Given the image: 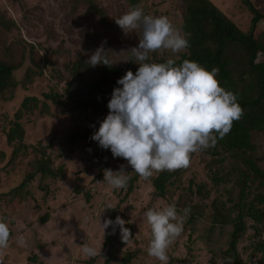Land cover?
<instances>
[{
    "label": "rangeland",
    "instance_id": "obj_1",
    "mask_svg": "<svg viewBox=\"0 0 264 264\" xmlns=\"http://www.w3.org/2000/svg\"><path fill=\"white\" fill-rule=\"evenodd\" d=\"M210 1L232 21L248 30L251 14L242 0ZM98 2L110 16L116 18L128 9L124 0ZM141 2L146 8L167 16L176 28H180L179 0ZM249 3L264 15V0H249ZM74 4L75 0H0V51L3 58H15L22 52L27 54L29 47L34 46L41 55V62L47 60L49 63L41 77L34 78L33 83L26 85L25 89L20 86L16 88L13 101L0 102V192L8 191L28 176L40 161L42 149L46 152L47 170L50 171L44 176L37 171L34 178L26 182L21 190V197L25 201L21 200L19 204L13 202L8 207L0 205V217L7 219L11 233L10 247L4 255H0V264H103L107 257L103 241L110 226L103 233L99 219L102 224L111 217L112 210L115 211V219L120 216L126 221L125 227L130 229L132 235L130 242L126 243L122 241L118 228L110 253V264H160L147 254L146 234L150 229L142 212L152 207L176 205L179 198V203H186L187 206L180 204L176 206L177 210L182 212L184 208L192 206V212H195L193 207L202 208V215L192 222L188 221V216L185 218L182 234L168 249L169 264H232L226 251L233 225L209 221V205L214 199L226 202L223 212L226 215L228 208L238 200L241 189L239 170H244L240 159L235 162L224 156L221 160V156L213 157L208 149L193 153L190 166L179 169V182L168 187V192L162 197L156 196L151 182L158 173H154L148 181L138 178L127 195V188L114 190L106 183H100L103 181V169L118 171L120 165H125L126 172L133 171L123 158H113L110 150L101 149L96 141L90 139L109 109L94 116V110L100 103L93 108L89 105L77 107V93L72 94L75 103L71 99L66 100L63 90L66 82L57 84L50 76L54 69L61 72L64 66L75 62L79 56L91 55L102 42L114 50L111 56L116 63L126 62L131 57L127 50L139 44V30L126 34L115 23L117 30L107 34L97 31L93 40L91 34H83L73 21L76 14ZM97 21L98 17H95L94 23ZM260 30L264 31V19L256 25L255 31ZM156 53L166 60H177L184 51ZM16 76L17 80H22L23 71ZM51 89L61 96L59 105H53L49 99L44 100L43 95ZM26 97L39 99L41 103L38 107L45 102L48 111L40 115L37 109L25 115L22 123L26 149L4 167L10 152L3 139L8 127L5 116L11 117ZM251 141L256 150L249 156L264 171V130L252 132ZM215 171L218 176L224 177L221 181L212 179ZM130 175L132 178L134 173ZM94 176L98 177L91 182ZM248 184L252 192L257 189V182ZM197 188L200 194H196ZM88 190L90 195L87 197ZM109 204L114 209L104 210ZM43 214L49 216L44 225L39 223ZM230 214L233 218L236 212ZM244 222L246 229L237 241V254L243 264H264V252L253 250L257 243L264 241V226H257L260 234L256 236L251 227L253 223L247 219ZM18 237H23V245L17 242ZM83 242L92 244L97 249V255H82L79 245ZM128 256L130 259H127ZM91 258L94 259L89 263ZM124 259L128 262H124Z\"/></svg>",
    "mask_w": 264,
    "mask_h": 264
},
{
    "label": "trees",
    "instance_id": "obj_2",
    "mask_svg": "<svg viewBox=\"0 0 264 264\" xmlns=\"http://www.w3.org/2000/svg\"><path fill=\"white\" fill-rule=\"evenodd\" d=\"M124 1L128 9L130 6H139L145 14L161 15L157 10L146 8L141 0ZM179 1L181 3L179 29L182 34H186L189 46L184 50V54L175 60L176 63L180 64L183 60L188 59L198 62L209 71L212 68H218L219 72L216 78L220 86L232 91L237 96V101L244 111L242 118L233 122L231 131L223 139L218 138L215 147L208 148L210 150L209 153L213 157L221 156V160H223L224 156H228L234 159L235 162L240 159L244 167V170H239L241 189L238 200L228 208V213L226 215L223 213L226 202H217L214 199L209 205L211 210L209 221L220 225L228 223L233 225L229 249L226 251V254L229 255L230 261H233L232 264H243L239 254H237L236 244L240 236L245 232L244 220L247 219L253 223L251 227L255 230L256 236L260 234V228L257 226H264V171H261L250 158L251 154L256 150L255 145L251 141V133L262 132L264 130V31H255L256 25L264 19V15L260 14L249 3V0H242L251 14L248 30H245L242 24L232 21L210 0ZM74 13L76 14L73 21L76 22V26L81 28L83 34H91L93 40L96 39L97 31L106 32L107 34L113 33V30H117L114 20L116 17L110 16L98 0H75ZM95 17H98V21L94 23ZM0 44L2 43L0 42ZM103 46L108 51L107 55L113 63L111 67L102 64L92 67L87 64L90 55H84L79 56L75 62L64 66L61 72L54 69L50 76V79L56 80L57 84L66 82V86L63 88L66 94L65 98L72 101H74L75 97L72 98V94L68 92L69 82L74 76H80L84 85L89 89L88 98L91 101V105L89 106L93 108L98 103L102 106L101 111H99L100 105L96 111L94 110V116L97 112L103 114L107 111V104L111 99L113 89L115 87H122L121 85H117L116 81L125 75L128 70H131L135 74L139 67L138 64L129 60L131 57H129V61H124L121 64L116 63L112 58L113 56H111L114 52L111 46L108 44H103ZM150 56L155 62H166V58H162L156 52L151 53ZM41 60V55L35 50L34 46L29 47L27 54L22 52L17 57L11 59H7V57L3 58L0 51V102L13 101L17 87L19 88L20 86L22 89H25L26 85L33 83L34 78L43 75V70L49 63L47 60L42 63ZM22 71L24 75L23 79L17 80L16 75ZM76 93V99L79 101V93ZM43 96L44 100L46 98L51 100L53 105H59L58 101L61 96L53 90ZM78 101L76 103L74 101L77 107L85 106V104H79ZM40 103L41 101L36 97H26L19 107L15 109L11 117L5 116L8 127L7 132L3 134V139L10 152L7 154L8 158L5 159L6 163L4 167L12 163L26 149L27 144L23 143L25 132L22 123L25 115L31 114L37 109L40 115L47 113L48 105L43 102L38 107ZM95 125L93 122L94 127ZM85 134L86 132L82 133L80 137H83ZM42 150L40 161L37 166H33V170L29 172L28 176L8 191L0 192V205L8 207L13 202L19 204L21 200L25 201L21 197V190L27 184L26 182L31 181L37 171L43 176L50 173L47 170L46 152L44 149ZM179 174V170L172 172L162 171L152 178V187L155 190L156 196H164L168 192V187L179 182ZM96 177L98 176H94L91 182H94L97 179ZM138 178L134 173L133 177L129 180L125 195L132 191L133 182ZM223 178L222 175L218 176L216 171L213 172L212 179L214 181H221ZM250 182H257V189L254 192H252L251 186L248 184ZM89 191H87V197L90 195ZM190 192L193 193L192 190ZM195 192L196 194H200V189L197 188ZM180 199L176 203L177 207L181 204L179 203ZM232 201L228 200V202ZM181 205L187 206L186 203H182ZM193 208L195 212H192V206H190L189 222L202 215V208ZM178 211L180 212V209ZM233 211L236 214L231 218L230 213ZM111 213L112 215L109 219L114 221L115 211L112 210ZM48 220V214H43L40 216L39 223L44 225ZM118 228L115 229V233L113 234V228L110 226V229L105 233L103 248L107 249V257L103 264H110V253L113 249ZM253 250L264 252V241L257 243ZM93 259L91 258L89 263ZM127 259H130V257L128 256ZM127 259H124V262L127 263Z\"/></svg>",
    "mask_w": 264,
    "mask_h": 264
},
{
    "label": "clouds",
    "instance_id": "obj_3",
    "mask_svg": "<svg viewBox=\"0 0 264 264\" xmlns=\"http://www.w3.org/2000/svg\"><path fill=\"white\" fill-rule=\"evenodd\" d=\"M114 20L126 34L139 30L138 46L127 50L129 60L139 67L135 74L128 70L116 81L122 87L113 89L107 104L109 112L90 137L101 149L110 150L113 158L126 160L133 170L126 172L125 165H120L118 171L103 169L100 183L115 190L127 188L130 173L148 181L154 173L188 168L191 154L215 147L218 138L223 139L231 131L233 122L241 119L244 111L237 96L220 86L218 68L209 71L188 59L180 64L171 58L160 63L152 60L150 53H180L189 46L186 34L167 16L145 14L141 7L130 6ZM103 43L90 55L88 65H113ZM105 209L114 208L109 204ZM190 211L186 207L178 212L172 203L142 212L150 229L146 234L149 257L169 264L168 249L182 234ZM99 224L103 233L112 226L114 234L119 227L122 241L130 242L131 231L120 216L114 221L105 219L102 224L99 219ZM10 239L8 221L0 217V255L9 249ZM17 242L23 245V237ZM79 248L84 256L97 255L90 243L83 242Z\"/></svg>",
    "mask_w": 264,
    "mask_h": 264
},
{
    "label": "water",
    "instance_id": "obj_4",
    "mask_svg": "<svg viewBox=\"0 0 264 264\" xmlns=\"http://www.w3.org/2000/svg\"><path fill=\"white\" fill-rule=\"evenodd\" d=\"M69 94L79 93V104L91 105L88 98L89 89L84 85L80 76H74L68 86Z\"/></svg>",
    "mask_w": 264,
    "mask_h": 264
},
{
    "label": "built area",
    "instance_id": "obj_5",
    "mask_svg": "<svg viewBox=\"0 0 264 264\" xmlns=\"http://www.w3.org/2000/svg\"><path fill=\"white\" fill-rule=\"evenodd\" d=\"M93 189H94V188H93V187H91V190H92V191H93Z\"/></svg>",
    "mask_w": 264,
    "mask_h": 264
}]
</instances>
